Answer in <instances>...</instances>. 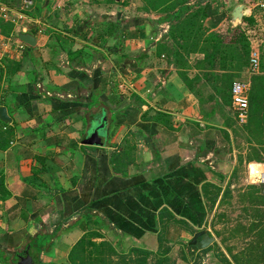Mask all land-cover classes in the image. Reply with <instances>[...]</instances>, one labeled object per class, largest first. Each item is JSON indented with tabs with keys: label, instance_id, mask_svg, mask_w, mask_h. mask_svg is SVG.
Returning a JSON list of instances; mask_svg holds the SVG:
<instances>
[{
	"label": "crops",
	"instance_id": "0c3cea01",
	"mask_svg": "<svg viewBox=\"0 0 264 264\" xmlns=\"http://www.w3.org/2000/svg\"><path fill=\"white\" fill-rule=\"evenodd\" d=\"M135 2L137 9L143 4ZM126 3L0 0V7L8 8L12 17L25 15L18 22L0 16L13 24L9 35L0 34L13 41H22L21 33L36 39L34 46L22 41L25 46L19 52L0 48L4 67L0 106L7 108L11 117L7 128L13 132L8 146L0 148V264H27L28 251L37 255V264H69L71 248L88 230L115 247L132 243L153 254L169 249L170 257L181 246L187 255L195 251L192 259L204 252L187 244L205 230L213 238L205 255L215 251L216 236L205 222L210 214L214 218L220 203L230 205L235 198L237 183L231 181L240 170L232 100H224L215 88L230 93L237 76L234 80L223 75L238 72L220 69V55L204 41L199 43L203 50L185 57V66L158 55V40L152 43L154 52L147 53L141 36L150 24L152 38L159 37L161 25L145 15L147 10L145 19L151 21L120 16ZM246 7L248 16L253 15V7ZM110 21L116 22V35L106 36L104 42L99 34H108ZM111 58L128 59L140 68L133 86L122 85L101 65L95 66V61ZM147 60L157 63L149 65ZM240 73L248 82L250 71ZM144 75L153 76L154 87L142 83ZM142 87L155 92L145 94ZM103 110L105 141L96 145L90 135ZM117 154L114 169L111 158ZM247 184L260 190L258 184ZM214 187L221 192L212 213ZM228 187L230 192L221 200ZM5 190L9 196H4ZM163 208L179 223L161 222ZM215 224L211 222L214 229ZM186 254L172 264H193ZM203 260L202 264L226 263ZM242 260L239 264H248Z\"/></svg>",
	"mask_w": 264,
	"mask_h": 264
},
{
	"label": "trees",
	"instance_id": "16d2710c",
	"mask_svg": "<svg viewBox=\"0 0 264 264\" xmlns=\"http://www.w3.org/2000/svg\"><path fill=\"white\" fill-rule=\"evenodd\" d=\"M2 1L7 3L8 0ZM111 1L115 2V0ZM142 2L145 10L163 13V16L156 22L159 24L167 23L169 25L167 34L163 35L156 44L155 51L158 55L163 54L169 56L173 61L181 66H185L187 63L185 57L197 50H203L201 47L202 45L199 43L204 41L207 45L210 44L213 46L214 54L220 55V69L229 70L231 67L234 71L238 72L236 73L238 76H241L239 73L244 69L250 71V77L248 78V82L250 83L248 119L244 124L235 123L240 127V130H238L239 127L236 128L238 132L242 131L246 136V144L249 146L248 156L246 158L247 162H264V51L262 53V60L259 62V71H252V47L250 44L253 39H255L253 38L255 36L251 35L249 28L245 26L247 23H255L254 14L243 17L242 24L233 27V34H229L231 32L229 31L225 35H219L217 31L211 30V27L217 24L219 20L212 13L210 8L202 6L199 1L189 3L190 0H142ZM262 12L264 13V11ZM145 20L151 21L150 18H146ZM110 22L108 34H106V32L99 34V38L104 42L107 41L108 38L110 39L116 35L114 30V28L117 27L116 22ZM209 23H211L210 26ZM12 30L13 24L4 22L0 19V32L2 34L7 36ZM106 36L108 38H106ZM121 38L122 36H120V42L123 41ZM207 45L205 47H207ZM226 48H232L233 52L229 54L223 51ZM220 50L223 54L219 52ZM206 58L208 61V54H206ZM209 63L212 65L211 67L214 66V61H212V59L211 61L209 60ZM208 74L209 73H204V75ZM229 74L230 75L224 74L223 76L231 77L232 79L236 76L233 73ZM182 75H184V73H182ZM3 76L4 67L0 62V96L2 92ZM186 83L189 84L187 79ZM215 90L224 100H232L231 93L220 89V87H216ZM235 116L236 113L234 117ZM234 117L233 123L236 118ZM7 126L8 123H4L0 120V148L7 147L13 135L12 129L7 128ZM119 159L120 156L118 154L111 158L114 169L116 166L115 161ZM239 159H241V157ZM1 185L4 186L3 183H1ZM206 189L208 192V187H206ZM214 189L215 192L212 193L213 198L211 199V210L215 206L219 193L221 192L220 188L214 187ZM229 192L230 189L228 187L224 190L221 200H223ZM4 196H9V192L5 190ZM260 199L264 200L263 194ZM262 218H264V216H259L258 222L253 225L252 229L262 230L264 233V222L262 223ZM159 219L163 223H165L166 219L179 223L176 217L166 208L160 210ZM100 237V233L88 230L71 248L68 255L69 264H106L108 261L113 262L112 254H116L115 246L109 241H97V238ZM187 247L192 250L197 249V245L187 244ZM42 248V244L41 247L39 245L38 251L40 252ZM208 249L209 248H205L201 251L205 253ZM129 252L132 254L129 257H122V264H149L148 260L153 254V251L136 246H131ZM168 252L169 249L159 250L156 254L160 255V258L156 259L153 264H172V262L166 259L165 255H167ZM234 258V262L239 264L240 259L238 257Z\"/></svg>",
	"mask_w": 264,
	"mask_h": 264
},
{
	"label": "rangeland",
	"instance_id": "374dc122",
	"mask_svg": "<svg viewBox=\"0 0 264 264\" xmlns=\"http://www.w3.org/2000/svg\"><path fill=\"white\" fill-rule=\"evenodd\" d=\"M120 1L122 0H119V2ZM126 1H127L126 3L127 6L121 8L122 12L120 13V16L122 17L124 16L126 18L128 16L133 15L134 17H136V19H138L137 21H139L142 18L145 19L146 16L150 15V18H152L154 21H157L163 16V13H159L158 11H154V12L149 11L146 13L143 4L138 6L137 9V5L136 4L134 5V3H136L135 0H126ZM195 1H199L202 6H207L208 8H210L212 13L219 20L217 24H214V26L211 27L215 29V31H217L219 35H225L229 31H231L229 34H233L232 33L233 27L242 24L243 18L241 20H237L236 22H234L235 24L232 21V11L236 5L243 4L245 6L248 5L250 7H253L254 9L253 14H255L256 16L255 23L254 24L247 23L245 26L249 28L251 35L255 36L253 37L255 39H253L252 43L250 44V46L252 47V53L257 51L259 54V62L262 60V53L264 51V13L260 9L254 7L253 0H190L189 3H194ZM30 4L31 3H28V5ZM233 5L235 6L233 7ZM140 8L141 10H139ZM113 9L116 11L115 8ZM144 12L146 16L144 15ZM210 24L211 23H209V26ZM159 25H161V31L159 33V37H157L158 36L157 34V36H154V38H152L150 32L153 30V28L152 26H150V24L148 25L149 26L148 30L145 31L141 36L144 49L146 50L147 53H151V52L153 53L155 48L152 43L154 41L161 39L163 35L167 34L168 32L169 25L167 23H161ZM62 30L64 31V29ZM129 49H130V45L129 46L126 45L127 55L132 56L133 53L130 52ZM223 51L228 52L229 54L233 52L232 48H226ZM219 52L222 53L221 50ZM98 53H100V51L94 52L95 55H97ZM102 60L103 59H101L99 62L95 61V66L97 67L101 65L103 67V71L105 70L104 72L111 75H115V77L117 78L116 81H118L122 85L131 84L133 86L134 84L133 80L136 79L137 81L138 78L136 77H137V73H139L140 71V68L134 67L132 64H130L131 63L130 60L125 59V60H121L120 62L115 61L113 58H111L110 61H104L105 59L103 61ZM147 61L149 65L151 62L157 63V61L156 62L150 60ZM124 62H126V64H124ZM257 71H259V68L256 69V72ZM239 74L241 75V73ZM236 76L237 78H235L236 80L234 79L235 81H245L247 79V76L245 75L241 77L240 76L238 77V75ZM151 77L153 76L150 75H148V77L147 75L142 76L141 77V79H143L142 83L147 81L149 84L151 83V85L154 87L156 82L154 81L152 82ZM146 85L148 86V84ZM124 88L125 86L124 87L121 86L120 91L122 92V89ZM142 90H143L142 92L145 94L151 92V90L144 89V87H142ZM138 91L140 90L138 89ZM153 92L155 91L153 90ZM236 127L238 128L239 126L236 125ZM238 130H240V127L238 128ZM101 133L104 135L103 131H101ZM237 135L238 138L236 140L237 141L236 148L239 151L237 156H238V163L240 164V168L238 169L240 170L239 173H237V176L233 175L234 178H232L231 181L233 183L235 182L237 183L236 185L237 188L235 189L236 195L234 196L235 198H233L232 196L230 200V205L220 203L218 205L217 213L215 214L214 218L213 215L210 214L211 211L210 213L208 211L210 217L207 220V222H205L206 227L211 228V233L213 234V236L214 235L216 236V242L212 246V247L215 246V251L214 250L209 251V255H208L209 257L205 255V253H202V254H198V257H196L195 259L194 258L192 259L191 255H194L195 251L191 252V255H187L185 251H181L182 248H180L181 246H179L177 252L175 251L172 253V257H170L169 255H165L168 259H170L169 260L170 262L172 261L174 262L175 259L178 258L183 259L184 254H186L187 256H185V258L187 260H189V258L193 260V264H202L201 259H203V257L204 260H210V262L216 261L218 259V261L220 260L221 262H226L224 264H232L235 259V258L233 259V255H234V257H238L239 259L241 258L243 259L242 261L247 262L248 264H264V233L262 232V230H258L256 232L252 231L253 225L258 222L259 216H264V201H262L258 197L259 196L258 194L259 192L262 191V187H264V185L260 182H255L258 183V185H260V190H259V188H254V186L247 184L249 181H251L250 178L251 170L256 167L254 166V164L255 163L262 164L261 166H259L261 168L257 169L259 171V170H264V162H258V161L246 162L247 161L246 158L248 156L247 154L249 151L248 149L249 146L246 144V136L245 133H243L242 131H239ZM245 150H246V154H242V152H244ZM240 157L241 159H239ZM253 173L252 176L258 177L255 176ZM243 183H246L248 187L245 188L246 184L244 185ZM234 201H237L238 203ZM210 208L211 206L209 207V210ZM213 211L215 210H212V213ZM220 214H223L224 217H221L219 219L216 218V216ZM219 220L222 223H220ZM261 220H263L262 221L263 223L264 218H262ZM211 222L213 225L214 222L216 223L215 229L211 226ZM131 246H133V244L128 243L125 244L122 248L120 245L118 246L119 248L115 247L116 254L111 253L112 261L114 263L108 261L106 262V264H115V263L122 264L121 262L122 257H129L132 254L131 252H129V248ZM217 251H219V254L217 253ZM215 254L217 255V257L215 256ZM227 255H229L232 258L233 260L232 262L228 259ZM159 256L160 255L156 253L152 254L150 256V259L148 260V263L153 264L156 259L160 258Z\"/></svg>",
	"mask_w": 264,
	"mask_h": 264
},
{
	"label": "built area",
	"instance_id": "2783aa9c",
	"mask_svg": "<svg viewBox=\"0 0 264 264\" xmlns=\"http://www.w3.org/2000/svg\"><path fill=\"white\" fill-rule=\"evenodd\" d=\"M254 7L260 8L262 11H264V0H253ZM12 12L4 7H0V16L5 21L10 22H18V20H21L25 17L24 13L20 12L17 14V19L15 17H12ZM0 38H4L5 42H1L0 48L4 50H10L12 47H14V50L19 52L24 49V43L20 40L8 39L7 37H4L0 34ZM259 66V54L257 51L252 53L251 56V70L256 71V69ZM249 91H250V83L246 81H235L233 82L230 93L232 96V105L234 108V111L236 113V119L239 124H244L248 119V110H249ZM262 164L255 163L253 168L250 172V178L251 181H249L251 184H258L255 182H260L264 185V170H257L260 169ZM250 168V167H249ZM254 172V173H253ZM252 173L255 176H252ZM262 193L264 194V187H262Z\"/></svg>",
	"mask_w": 264,
	"mask_h": 264
},
{
	"label": "water",
	"instance_id": "95a60500",
	"mask_svg": "<svg viewBox=\"0 0 264 264\" xmlns=\"http://www.w3.org/2000/svg\"><path fill=\"white\" fill-rule=\"evenodd\" d=\"M248 15H249V9L243 4H238L234 7L232 11V21L234 23L237 20H241L243 17ZM19 38L31 46H34L36 44V39L31 34L21 33L19 35ZM0 120L4 123H8L11 121V117L9 116L7 112V108L5 106H0ZM106 123H107V113L105 110H103L102 117L99 123L95 126L94 130L90 135L93 144L96 145L104 144L105 141L104 135H102L100 131L106 128ZM199 238H201V240H198ZM212 241L213 238L210 237V235L205 230H201L193 236L192 240L190 241V245H197L200 249H205L212 243ZM27 259H28L27 264H37L36 254L33 255L28 251ZM20 264H26V262L25 263L21 262Z\"/></svg>",
	"mask_w": 264,
	"mask_h": 264
}]
</instances>
